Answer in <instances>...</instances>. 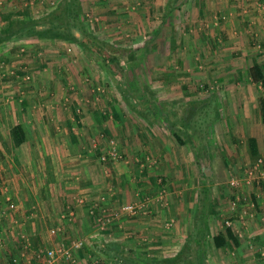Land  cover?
<instances>
[{"label": "rangeland", "instance_id": "rangeland-1", "mask_svg": "<svg viewBox=\"0 0 264 264\" xmlns=\"http://www.w3.org/2000/svg\"><path fill=\"white\" fill-rule=\"evenodd\" d=\"M15 1L13 5L0 4V29L5 24L3 16L10 14V18L22 20L23 16L18 13L22 10L28 11L32 20H44L60 0H31L24 7H18ZM255 1L260 5L256 6ZM168 3L169 0H133L124 11L114 7L125 16H111L109 22L103 21L105 16L93 13L92 8L82 10V22L88 34L81 36L74 31L82 43L39 38L32 31L20 33L19 30L1 39V113L7 112V100L15 109L14 101L20 103L23 98L26 100L24 107L34 113L61 110L59 114L63 116L72 110L82 116L86 106L94 112L93 118L83 120L84 123H78V118L71 121L60 118L61 129L79 127L90 135L86 142L81 140L82 149L77 152L83 168L76 170L78 178L75 181L80 180L77 185L81 186L70 185L75 192L56 200L53 216L44 213L36 203L29 205L24 198L27 166L24 172L18 167L20 171H16L18 176H15L10 172L11 166L0 163V250L1 246H10L7 264H45L46 251H53L54 264H120L114 261L115 257H124L126 264H174L168 263L172 258H176L175 264H264V218L257 217L256 211L251 209L254 204L241 193L250 190L249 186H257L259 202L263 205L264 181L257 182L248 174V168H241L246 170L237 182L216 184L215 191L226 195L223 194L215 205L213 190L199 184L195 192L205 198L202 201L206 206L204 211L200 203L195 206L192 220L186 225L192 229L186 232L184 221L175 222L180 218L172 214L181 200L170 198L180 194L181 184L177 179L170 183L172 176L164 174L163 167L158 171L161 159L150 147L145 151L142 147L137 149V142L149 143L146 140L150 134L143 133L160 127L169 129L174 142L177 141L173 132H177L185 142L182 145L196 155L199 141L206 139L210 143L213 135L211 128L206 132L202 128L199 113L204 104L198 102V95L199 91L207 95L217 92L215 86L201 85L203 77L209 78L210 74H204L210 66L213 80L221 78L217 72L212 73L211 65L214 61L226 62L231 50L228 42L211 40L209 33L226 26L227 15L233 19L235 15L240 19L257 12L264 16V0H176L170 3L172 5ZM259 24L264 25V22ZM235 27L230 24L227 29L233 34ZM41 28V24L34 26V29ZM89 35L105 44L98 47ZM246 35L250 38V47L258 50L264 46L260 33L250 30ZM110 51L120 54L121 60L113 58ZM58 74L67 83H54ZM167 91L174 96L170 100H167ZM188 95L190 98L186 99ZM207 104L206 117H213L212 102ZM49 122H45L48 127ZM34 141L37 139H31ZM61 148L56 162L58 158V162L65 158L64 144ZM27 153L37 159L41 152ZM49 156L47 152L46 157ZM188 173L191 174L190 170ZM200 179L204 181L202 175ZM146 186L145 191L138 190ZM79 189H87L90 197ZM77 204L83 207L78 214L73 209ZM213 212H217V216L211 225L218 222L223 229L254 219V230H251L254 238L250 243L241 237L238 245L228 241L220 248L212 246L209 219ZM200 213L204 214L205 234L199 248L193 252L187 237L190 235L194 239V226L200 222ZM261 227L263 231H256Z\"/></svg>", "mask_w": 264, "mask_h": 264}, {"label": "crops", "instance_id": "crops-1", "mask_svg": "<svg viewBox=\"0 0 264 264\" xmlns=\"http://www.w3.org/2000/svg\"><path fill=\"white\" fill-rule=\"evenodd\" d=\"M13 1L14 0H9L5 2L0 0V4L5 2V4L13 5ZM132 1L133 0H80V5L84 12L92 8L94 9L93 13L96 11L100 16H105L103 21L109 22L110 19L108 18L111 16L113 18L125 16V14L118 13L114 7H119L124 11L126 7L130 5L128 3ZM15 2L18 3V7H24L28 6L31 0H16ZM96 2L99 3L96 5ZM255 3L256 6L257 4L260 5L259 2L255 1L254 4ZM252 7H254V5ZM98 8L100 10H98ZM116 13H118V15H116ZM227 17H229V21H226V26H230V24L235 25V28L239 30V34L235 28V32L233 31V34H231V31L227 29L228 26H222L220 30L215 28L214 33H209L208 37L211 40L228 42V47H230L229 51L231 50L229 53L230 58L224 63L214 61L211 65L213 69L212 73L217 72L218 76L220 75L221 78L213 80L215 77L211 76L210 66L207 71H205V76L206 74L207 76L210 75L209 78L203 77V84L201 85L204 86L207 84V86H215L214 88L217 92H214L212 95H207L205 92L202 94V92L199 91L198 95V102L204 104L202 110H199V114H201V119L203 120L202 128L204 132L207 131V128H209V130L211 128V134L213 135V137L210 136L209 138L210 143L207 142L206 139H203L202 142L199 141V152L196 155L186 149L184 145L181 144L179 146L177 144V139V142H174L170 136L169 129L167 128V130H164L162 127L152 130L150 133H143L146 134L145 136L150 134L149 140L145 138V140L149 142L148 145H143V143L138 144L137 142V149L142 147L145 151L150 147V150H153L156 156L161 159L158 171L164 168L163 173L172 176L170 177L171 179L169 178L171 181L170 183H173L175 181L174 179H177L176 182L181 184L182 191L178 192L180 194L175 197L172 195L170 198L173 197V199H177V201L181 200V205L174 206L175 209H172V203L171 209L172 214L180 218L175 220V222L181 224V222L184 221L185 228L187 223L189 225V222H191L195 206L202 198L201 195L198 196V192H195V189H199V184L201 187L205 188L209 186L210 189L213 190L212 193H214V198L212 202L214 203L213 205H215V203H217L216 201L220 200L221 197L224 196L223 194H225V192L221 194L215 191L217 190L215 187L217 183H227V181L237 182L241 177L243 178L242 172L246 170L243 171L241 168L244 169L246 167L251 169L258 159L264 162V105L262 102L264 100V91L260 83L255 82L249 74V68L254 65H258L264 74V46L258 50L250 47V38L246 35L250 30L258 32L264 42V25L259 24L260 22H264L262 21L264 16H260L257 12L255 14H247L244 17H240V19L237 18V15H235V19H233L231 15H227ZM242 32H244L243 35H241ZM54 69V71L59 72L57 68ZM54 78H56L54 79V83L60 81H62V83H67L65 79L61 80L59 74ZM183 85L186 86V83L184 82ZM166 86L168 87L169 84H166ZM203 96L204 98H202ZM166 97L167 100H170L174 96L173 94H168L167 91ZM181 97H184V94ZM189 98L188 95L186 99ZM25 101L24 98L20 103L14 101V109L7 100L6 104L9 105L7 106V112H0V163L11 166L9 168L10 172L14 173L15 176H18L16 171H20L18 167H22L21 169L24 172V166H27V172L25 173L27 186L24 190V198L26 200L28 199L29 205L36 203L38 208L42 209L44 213L53 216L52 213L57 209L56 200L60 197L63 198V195H66V197L72 196V193L75 191H71L72 186L70 185H77L80 183V180L75 181L78 178L76 170L83 168L82 163L77 157V152L82 149L83 144L81 140L86 142L87 136L90 135V133H86L79 127V129L77 128L75 130H73V128L72 130H68L67 128L61 129L62 124H60V118H66L70 121L74 118H78V123H84L83 120L93 118L94 112L86 106L84 108L85 113L82 116L76 115L72 110H70V112L65 111V113L69 112V114L63 116L59 114L61 110L49 112L47 109L46 112L37 111L34 113L29 111L27 106L24 107ZM70 101L72 100L70 99L69 102ZM208 102H212L213 117H206L209 112L206 108L209 107L207 104ZM49 120L51 122H49L48 127L45 125V122ZM70 125L73 127V122H71ZM15 126L20 127L22 133L21 137H23L19 144H15L11 132V128ZM93 134L94 131L91 135ZM84 135H86V137ZM31 139H37V141L31 142ZM250 139L254 140L253 146L250 143ZM49 141L50 145H48ZM182 142L184 141L182 140ZM32 143H34L33 146H31ZM62 144H64V153L67 155L63 154L65 158L61 159L59 163V158L57 162L55 158L62 149ZM19 151L21 152L20 155ZM28 151H39L43 153V155L39 153L38 158L35 159L30 156V154L28 155ZM47 152H50L49 157H46ZM20 156L23 158L20 159ZM18 160H20L19 163ZM15 161H17V163ZM54 162H56V165H54ZM51 165L53 169H51ZM187 170H190V175L189 173L186 174ZM201 175L204 181L200 179ZM205 178L207 180H205ZM77 186L80 187L81 185ZM147 187L148 186L144 188L139 187L138 190H142L143 192ZM249 187L250 190H246L245 194L244 192L241 193L245 195L247 199L248 197L250 198L251 203L254 204L251 209L256 211V214H258V216H256L258 218L262 217L263 219L264 204L261 205L258 198L260 190L257 186ZM154 188L155 187H152L151 190H154ZM78 191L86 192V196L90 195L87 189H79ZM140 191L137 193H141ZM185 191L188 193L186 194ZM200 194H202V192H200ZM262 194H264V192H262ZM73 209H76L75 212L78 214L83 210V207L77 204ZM202 210L204 211V208H202L201 211ZM258 211L262 213H257ZM140 213H142V211ZM216 216L217 212H213L211 218L209 217V228L213 231L212 236L225 231L218 222H215L213 226L211 225L213 221H216ZM253 221L254 219L246 220L244 223L239 221L242 224H235L234 227L229 226L238 239V244L241 243V237L249 243L251 239L254 238V232H251L252 229L254 230ZM237 222L236 220V223ZM140 223L143 224L142 221H140ZM191 229V226H187L185 230L189 232ZM32 230L34 229L32 228ZM256 231H263L262 227L260 230ZM247 236L249 237L248 239H246ZM184 237L186 236L184 235ZM211 245L214 246L212 240ZM9 247L1 246L0 264H7L6 260L8 250L10 249Z\"/></svg>", "mask_w": 264, "mask_h": 264}, {"label": "trees", "instance_id": "trees-1", "mask_svg": "<svg viewBox=\"0 0 264 264\" xmlns=\"http://www.w3.org/2000/svg\"><path fill=\"white\" fill-rule=\"evenodd\" d=\"M176 3V0H169V5H172L170 3ZM23 16L21 18L22 20H15L13 18H10L12 15H6L3 16V20L5 24L2 26L3 28L0 29V41L1 39L6 38L7 36H12L14 34L18 33V30L20 33H24L27 31H32L37 37L39 38H51V39H58V40H65L70 42H80L81 38L77 37L74 33L75 30H77L81 36L88 34L86 32L85 27L83 26V19H82V7L80 5V0H60L57 6L50 11L48 14H46L45 17L42 19H36L32 20L29 18L28 11L22 10L21 12H18ZM25 17V18H24ZM15 24L17 25V28H15ZM38 24L42 25V28L34 29V26ZM91 37L92 42L97 45L98 47L104 45L105 43L103 41H100L97 37L93 35H89ZM111 52V51H110ZM112 53V52H111ZM113 55V58L119 59L121 55L117 54H111ZM111 58V56L109 57ZM112 58V59H113ZM121 58L119 59V61ZM127 62V59H125ZM124 61V59L122 60ZM249 74L251 78L255 81L260 83L263 91H264V74L261 70V68L258 65H254L249 68ZM264 105V100L262 101ZM12 135L14 137L15 144H19L23 137H21V129L19 126H15L11 128ZM174 137L177 139V141L182 144V140L177 135V132H173ZM250 143L253 146L254 140L250 139ZM205 199V198H204ZM203 199H200V209L205 208L206 203L202 201ZM206 202V201H205ZM203 205V206H202ZM200 222L198 223V226L196 227V232L192 236L187 237V243L190 245L191 250L194 252L196 249L199 248L201 239H204L205 234V224H204V214L200 213ZM193 239V240H192ZM212 244L217 247H223L226 246L228 241H232L235 245H238V239L233 234L230 227H225V231L222 233H218L211 238ZM195 242V243H194ZM193 245L195 248H193ZM105 251V248H104ZM115 257V256H114ZM115 262H119L120 264H126L127 260H125L124 257H115L113 258ZM176 262V258H172L171 260H168V263H174Z\"/></svg>", "mask_w": 264, "mask_h": 264}, {"label": "built area", "instance_id": "built-area-1", "mask_svg": "<svg viewBox=\"0 0 264 264\" xmlns=\"http://www.w3.org/2000/svg\"><path fill=\"white\" fill-rule=\"evenodd\" d=\"M248 174L253 175L257 182L264 181V162L258 159L255 165L251 169H248ZM90 212L92 213V210ZM45 257L47 258L45 264H54L55 256L53 255V251H46Z\"/></svg>", "mask_w": 264, "mask_h": 264}]
</instances>
